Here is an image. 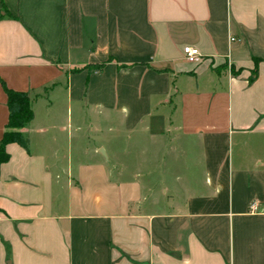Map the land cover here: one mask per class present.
Masks as SVG:
<instances>
[{"label": "crops", "instance_id": "1", "mask_svg": "<svg viewBox=\"0 0 264 264\" xmlns=\"http://www.w3.org/2000/svg\"><path fill=\"white\" fill-rule=\"evenodd\" d=\"M3 87L0 264H264V0H0Z\"/></svg>", "mask_w": 264, "mask_h": 264}, {"label": "trees", "instance_id": "2", "mask_svg": "<svg viewBox=\"0 0 264 264\" xmlns=\"http://www.w3.org/2000/svg\"><path fill=\"white\" fill-rule=\"evenodd\" d=\"M230 72L233 73V70L230 69ZM252 73L254 75L255 70H252ZM252 79L251 77L249 81ZM3 90L6 96L7 121L0 139V164L8 159L4 150L7 144H16L27 152L28 141L20 130L33 118L30 101L25 93L11 91L4 87Z\"/></svg>", "mask_w": 264, "mask_h": 264}, {"label": "built area", "instance_id": "3", "mask_svg": "<svg viewBox=\"0 0 264 264\" xmlns=\"http://www.w3.org/2000/svg\"><path fill=\"white\" fill-rule=\"evenodd\" d=\"M229 41H234L233 38H229ZM182 52V58L185 62L190 64H199L202 61V57L198 50L191 46H184L181 49ZM254 208V205L250 206V209L252 210Z\"/></svg>", "mask_w": 264, "mask_h": 264}, {"label": "water", "instance_id": "4", "mask_svg": "<svg viewBox=\"0 0 264 264\" xmlns=\"http://www.w3.org/2000/svg\"><path fill=\"white\" fill-rule=\"evenodd\" d=\"M100 154H102V152H100Z\"/></svg>", "mask_w": 264, "mask_h": 264}]
</instances>
